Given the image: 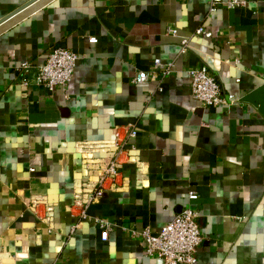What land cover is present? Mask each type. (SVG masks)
<instances>
[{
	"label": "crops",
	"instance_id": "crops-1",
	"mask_svg": "<svg viewBox=\"0 0 264 264\" xmlns=\"http://www.w3.org/2000/svg\"><path fill=\"white\" fill-rule=\"evenodd\" d=\"M30 1L0 0V21ZM239 1L209 15L205 0H50L0 32V264H164L132 231L158 234L187 207L204 237L196 264H264V0ZM58 47L79 56L69 86L26 85L18 66ZM156 59L175 72L134 84ZM201 67L234 103L192 97ZM130 124L128 188L79 218L83 157L111 156Z\"/></svg>",
	"mask_w": 264,
	"mask_h": 264
},
{
	"label": "built area",
	"instance_id": "built-area-1",
	"mask_svg": "<svg viewBox=\"0 0 264 264\" xmlns=\"http://www.w3.org/2000/svg\"><path fill=\"white\" fill-rule=\"evenodd\" d=\"M209 15L215 14L221 8L234 9L244 6L239 0H205ZM168 33L176 35L175 30L168 29ZM196 35L205 39L213 37L205 26L197 29ZM95 42V39H91ZM188 41H184L187 46ZM79 56L65 48H54L43 65H33L28 61L18 66V71L25 78V84L37 83L53 90L56 87L67 88L73 81ZM154 72L140 71L134 79V84L145 85L151 81H161L175 72L174 63H163L160 59L154 61ZM192 81V97L204 107L229 106L234 103V97L226 99L222 88L207 67L189 71ZM162 91V86L158 88ZM127 135L123 140H117L113 145V153L109 157L84 156L82 160V174L74 184L73 204L70 210L78 209L81 219L93 220L89 216L91 207L99 204L108 193L122 191L128 188L124 178L125 164L135 162L137 150L132 145L137 137L136 125L130 124ZM199 195L196 191H189L190 202L197 201ZM199 213L192 207L185 208L172 221L167 223L160 233L154 234L150 229L141 232L132 231L133 235L143 240L146 245V255L157 257L164 264H196L197 252L204 242L201 227L198 223ZM101 230L104 241L108 240L112 225L102 219H94Z\"/></svg>",
	"mask_w": 264,
	"mask_h": 264
},
{
	"label": "water",
	"instance_id": "water-1",
	"mask_svg": "<svg viewBox=\"0 0 264 264\" xmlns=\"http://www.w3.org/2000/svg\"><path fill=\"white\" fill-rule=\"evenodd\" d=\"M50 0H32L0 21V32L45 6Z\"/></svg>",
	"mask_w": 264,
	"mask_h": 264
},
{
	"label": "bare ground",
	"instance_id": "bare-ground-1",
	"mask_svg": "<svg viewBox=\"0 0 264 264\" xmlns=\"http://www.w3.org/2000/svg\"><path fill=\"white\" fill-rule=\"evenodd\" d=\"M44 1H46V0H44Z\"/></svg>",
	"mask_w": 264,
	"mask_h": 264
}]
</instances>
